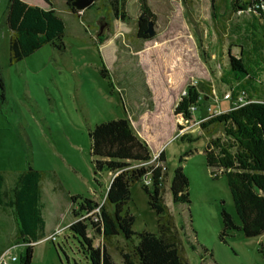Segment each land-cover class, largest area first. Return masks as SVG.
Listing matches in <instances>:
<instances>
[{
	"label": "rangeland",
	"instance_id": "obj_1",
	"mask_svg": "<svg viewBox=\"0 0 264 264\" xmlns=\"http://www.w3.org/2000/svg\"><path fill=\"white\" fill-rule=\"evenodd\" d=\"M24 1L50 7L45 0ZM52 1L66 22L63 45L46 44L11 64L9 0H0V71L5 85L4 93L0 87V170H5L6 193L13 187L11 169L33 166L44 172L40 203L47 232L35 243L32 264H90L68 228L75 220L71 196L105 202L114 174L96 171L89 133L96 124L118 118H129L134 131L149 143L152 165L165 152L163 195L190 264H264V234L246 237L232 230L222 237L223 208L237 224L240 220L228 178L212 174L205 148L211 137L224 136V130L211 125L208 134L195 122L207 114V106L230 110L231 100L222 98L230 85L222 76L230 55H239L246 46L243 27L257 23L256 14L232 7V0H146L147 8L141 0H128L130 18L125 22L115 18L106 0H96L78 15L68 12L67 0ZM143 13L154 22L156 34L151 38L137 35ZM189 85L203 89V103L193 120L186 121L174 110ZM186 153L190 155L182 165L190 180V205L175 203L170 191ZM150 181L148 174L131 187L129 208L137 232L158 231L157 214L143 189ZM10 211L7 206L3 214V243L10 250L6 258L21 264L27 239L16 236ZM52 229L58 232L55 240L46 237ZM88 233L96 246L106 245L114 261L123 264L120 249L130 247L124 238L105 240L92 227Z\"/></svg>",
	"mask_w": 264,
	"mask_h": 264
},
{
	"label": "trees",
	"instance_id": "obj_2",
	"mask_svg": "<svg viewBox=\"0 0 264 264\" xmlns=\"http://www.w3.org/2000/svg\"><path fill=\"white\" fill-rule=\"evenodd\" d=\"M45 1L49 8L24 0H9L6 22L11 30V64L30 56L46 44L63 45L66 22L56 11L53 1ZM106 1L116 19L129 20L128 0ZM141 1L146 7V0ZM184 1L189 3L192 0ZM72 2L67 0V5L78 15L80 11ZM232 7L245 10L248 4L246 0H232ZM143 24L137 35L139 38H149L145 33L148 20ZM242 37L246 46L242 45L239 55H230L229 68L222 80L233 87L236 95L239 90L246 89L254 101L200 124L208 134H211L208 129L211 125L221 126L224 130V136L211 137L205 148L206 162L212 174L215 177L225 174L228 178L240 220V224H237L232 214L222 209L223 238L232 230H239L246 237L264 234V89L260 82L264 74V34L260 21L246 24ZM102 74H108L105 67ZM0 87L4 93L1 71ZM202 92L199 85L187 86V94L175 106V116L186 121L193 120L190 108L202 105ZM89 135L96 171H107L114 175L102 205L82 195L71 196L75 220L68 228L78 242L79 252L90 264H117L106 245H95L88 233L89 227H92L105 240L121 236L130 244L129 248L120 249L123 264H190L183 235L163 195L167 175L165 152L161 151L156 159L157 165H152L151 147L134 131L129 118L100 122ZM188 155L190 153L180 158L170 191L175 203L190 205V180L182 165ZM148 174L151 184L143 183V189L149 196L150 207L157 214L158 231L145 229L137 232L133 228L136 217L129 208L131 187L143 181ZM43 179L44 172L33 166L21 170L11 191V200L7 203L13 208L18 237L27 239L21 264H32L35 243L45 236V220L40 203ZM1 184L2 175L0 188ZM205 251L208 252V249Z\"/></svg>",
	"mask_w": 264,
	"mask_h": 264
},
{
	"label": "built area",
	"instance_id": "obj_3",
	"mask_svg": "<svg viewBox=\"0 0 264 264\" xmlns=\"http://www.w3.org/2000/svg\"><path fill=\"white\" fill-rule=\"evenodd\" d=\"M249 1L248 3V9L250 10V12L256 14V17H258V19L260 20L261 24H262V31L264 34V0H246V2ZM260 82L263 85V89H264V74L262 75V77L260 78ZM195 83H198V81L196 80ZM187 91H184L183 95H186ZM203 98V97H202ZM216 99H218V96L216 95V97H214ZM222 98L224 100H231V108H237L240 106H243L245 104H248L250 102H253L254 99L250 98L248 96V92L246 89H242L239 90L237 92V95L234 92L233 87L230 86L229 90H226L222 96ZM200 105H193L191 106L190 110L192 111V113H196L199 110ZM207 114L205 116H202L201 118H199L197 121H195L196 123H202L204 121H208L210 119H212L213 117H216L217 115H220L221 113H224L225 111L223 110H217V109H213L212 106H207L206 108ZM158 157V156H157ZM58 236V232H55L53 234H51L49 236L50 239L55 240L56 237ZM10 250H7L1 257H0V264H10V262L7 260L6 258V254L9 253ZM13 261L17 260L16 256L12 257Z\"/></svg>",
	"mask_w": 264,
	"mask_h": 264
},
{
	"label": "crops",
	"instance_id": "obj_4",
	"mask_svg": "<svg viewBox=\"0 0 264 264\" xmlns=\"http://www.w3.org/2000/svg\"><path fill=\"white\" fill-rule=\"evenodd\" d=\"M56 9V8H55ZM56 11H57V9H56ZM58 12V11H57ZM68 12L70 13V12H72L71 10H70V8H68ZM58 14H59V12H58ZM72 14H74L73 12H72ZM60 15V14H59ZM63 19H64V17L62 16V15H60ZM258 18V17H257ZM65 20V19H64ZM259 20V19H258ZM260 21V20H259ZM260 24H261V22H260ZM10 32H11V30H10ZM204 116V115H203ZM7 171V170H6ZM20 171H21V169H14V170H10L8 173L10 174V177H11V179H12V182H13V187L15 186V183H16V179H17V176H18V174L20 173ZM5 170H0V175H2V184H1V188H0V213H2V214H0V230H1V232H0V257L7 251V250H9V249H5L4 247V244L5 243H3V240H4V237L5 236H3V234H4V226L6 227L7 226V220L5 219V216L3 215L4 213H7V203L11 200V191H12V189H13V187L12 188H10V191H9V193L7 194L6 192H7V189H6V176H5ZM42 189V188H41ZM5 194H6V196H5ZM42 197V196H41ZM9 207H11V206H9ZM10 214L13 216V219L15 220V222H16V225H17V221H16V219H15V217H14V212H13V208L11 207V211H10ZM43 214V213H42ZM44 215V214H43ZM44 217V216H43ZM44 220H45V217H44ZM73 222V221H72ZM71 222V223H72ZM70 225V224H69ZM64 227V226H63ZM63 227H59L57 230H61ZM56 229H52L50 232H49V235H47L46 237H49L51 234H53V233H55L56 231H57ZM2 231H3V233H2ZM46 232H47V221L45 220V234H46ZM3 236V237H2ZM16 236L18 237V227H17V233H16ZM45 237V238H46ZM40 241V240H39ZM16 245H18V243L16 244ZM6 257H7V254H6ZM17 261V260H16Z\"/></svg>",
	"mask_w": 264,
	"mask_h": 264
},
{
	"label": "water",
	"instance_id": "obj_5",
	"mask_svg": "<svg viewBox=\"0 0 264 264\" xmlns=\"http://www.w3.org/2000/svg\"><path fill=\"white\" fill-rule=\"evenodd\" d=\"M96 0H73L72 5L77 8L79 11H83L87 8H89L92 4L95 3ZM249 3V1H247ZM146 16L145 13L140 15V19L144 18ZM150 18V17H149ZM145 33L148 34L149 38L154 36L156 34V31L154 29V22L149 19L148 20V28L145 30Z\"/></svg>",
	"mask_w": 264,
	"mask_h": 264
},
{
	"label": "flooded vegetation",
	"instance_id": "obj_6",
	"mask_svg": "<svg viewBox=\"0 0 264 264\" xmlns=\"http://www.w3.org/2000/svg\"><path fill=\"white\" fill-rule=\"evenodd\" d=\"M145 21H147V19L145 17L142 19L139 18V20H138V28L139 29L142 27V25H144L143 23H145Z\"/></svg>",
	"mask_w": 264,
	"mask_h": 264
}]
</instances>
